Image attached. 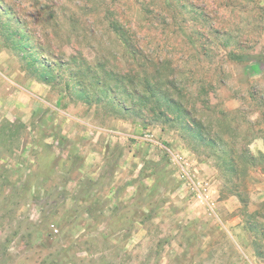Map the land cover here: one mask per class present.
<instances>
[{"label":"rangeland","instance_id":"374dc122","mask_svg":"<svg viewBox=\"0 0 264 264\" xmlns=\"http://www.w3.org/2000/svg\"><path fill=\"white\" fill-rule=\"evenodd\" d=\"M260 153L264 0H0V264H264Z\"/></svg>","mask_w":264,"mask_h":264},{"label":"trees","instance_id":"16d2710c","mask_svg":"<svg viewBox=\"0 0 264 264\" xmlns=\"http://www.w3.org/2000/svg\"><path fill=\"white\" fill-rule=\"evenodd\" d=\"M109 24H110V27L112 28V30H114L118 33V35L121 37L120 39L124 41V44H126V46H129L130 48H132L139 55L142 54L139 47H137V44H135L133 40L131 43V41H130L131 39L127 36V34H129V31L127 28L122 26L121 23L117 22L116 20L111 21ZM211 30H213L214 33H218V31L216 29L214 30L212 28ZM221 34H224V33L222 32ZM234 40H233V42L235 44H238V46L242 47V41L241 40L240 41L237 39L235 41ZM132 45H134V47ZM141 56H143V55H141ZM254 58H256V59L253 63L259 64L260 62H262L261 56L254 57ZM109 74H110V72H109ZM116 78H118V80H117L118 83L119 82L121 83V81H125L127 84L132 85L133 79L135 77L133 75L123 73V75L120 74L119 77H117V75H116ZM135 84H136V82H135ZM120 87L123 88L124 84H121ZM172 89H174L176 94L168 95V96H166L165 94L161 95L162 99L164 100V104L167 105L166 108H170L168 110H175L177 112L178 117L180 119L182 118L183 121L186 122L185 123L186 129L188 131L192 132L195 137L203 140L206 144L222 146L221 148L224 149L222 151V153L224 154V157H225L223 159V164L225 166H227L228 170L233 175H236L241 170L240 168H243V167H241V165H242L241 162L248 165V163H250V161L253 162V160L256 159V158H254V155H252L249 152L248 149H245V150L238 149L235 141L229 142L225 138L226 135L227 136H235L236 135V133H235L236 128L233 125H231L229 122H226L224 120V118L221 119L219 117H216L217 118L216 121H218V124L220 127H218L217 122L215 123L213 121L209 122L208 125H204L202 123V121L200 120V118L196 119L195 117H191V112H190L189 108L186 107L187 104L180 99L183 96V94L181 93V90L177 89V87H175L174 85L172 86ZM147 91L148 90H146V94H147ZM139 96L141 97V94ZM144 96H145V94H144ZM213 123H215V126ZM233 133H234V135H233ZM260 156H264V154L260 153ZM243 170H246V167ZM240 198L243 202H246L243 197L240 196Z\"/></svg>","mask_w":264,"mask_h":264},{"label":"crops","instance_id":"0c3cea01","mask_svg":"<svg viewBox=\"0 0 264 264\" xmlns=\"http://www.w3.org/2000/svg\"><path fill=\"white\" fill-rule=\"evenodd\" d=\"M257 192L254 196H251L252 200H256L258 202L264 201V179L257 187ZM237 197V196H236Z\"/></svg>","mask_w":264,"mask_h":264}]
</instances>
